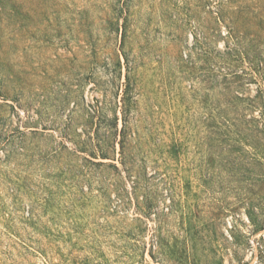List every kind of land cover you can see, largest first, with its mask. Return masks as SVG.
Wrapping results in <instances>:
<instances>
[{"label": "rangeland", "instance_id": "374dc122", "mask_svg": "<svg viewBox=\"0 0 264 264\" xmlns=\"http://www.w3.org/2000/svg\"><path fill=\"white\" fill-rule=\"evenodd\" d=\"M0 264H264V0H0Z\"/></svg>", "mask_w": 264, "mask_h": 264}]
</instances>
